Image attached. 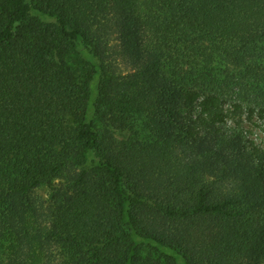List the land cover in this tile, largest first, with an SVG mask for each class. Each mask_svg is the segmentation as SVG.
<instances>
[{"label": "trees", "instance_id": "obj_1", "mask_svg": "<svg viewBox=\"0 0 264 264\" xmlns=\"http://www.w3.org/2000/svg\"><path fill=\"white\" fill-rule=\"evenodd\" d=\"M255 115L264 0H0V264H264Z\"/></svg>", "mask_w": 264, "mask_h": 264}, {"label": "rangeland", "instance_id": "obj_2", "mask_svg": "<svg viewBox=\"0 0 264 264\" xmlns=\"http://www.w3.org/2000/svg\"><path fill=\"white\" fill-rule=\"evenodd\" d=\"M120 30H115L109 40L108 55L109 61L121 73L135 71L137 67L141 66V62L137 59L136 55L132 54L129 47L126 46L128 40L122 38ZM245 126L249 131L255 143L264 145V118L255 115L252 121H245ZM183 152H180V155ZM65 182V177L56 176L43 184L32 188L25 196V202L32 209H37V212L45 216L47 213L49 197L54 189H58ZM50 258L54 259L57 255V250L51 245L49 249ZM247 264H258L255 256L250 257Z\"/></svg>", "mask_w": 264, "mask_h": 264}]
</instances>
